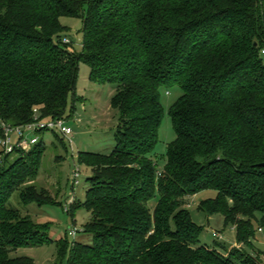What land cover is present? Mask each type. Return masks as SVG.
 I'll return each instance as SVG.
<instances>
[{
    "label": "trees",
    "instance_id": "16d2710c",
    "mask_svg": "<svg viewBox=\"0 0 264 264\" xmlns=\"http://www.w3.org/2000/svg\"><path fill=\"white\" fill-rule=\"evenodd\" d=\"M62 18L83 21L82 54L63 43ZM262 50L264 0H0L1 119L25 125L35 109L41 120L71 119L81 62L92 82L116 88L115 149L79 155L92 176L86 202L71 213L91 214L84 232L94 243L71 245L67 237L59 257L69 253L67 264H264L250 252L264 232ZM163 87L183 94L170 109L176 139L159 170L152 155ZM43 140L0 164V264H34L12 254L53 243L49 224L11 205L16 193L24 206L56 204L31 185ZM208 190L217 197L200 210L223 216L248 249L198 247L204 228L185 200Z\"/></svg>",
    "mask_w": 264,
    "mask_h": 264
},
{
    "label": "rangeland",
    "instance_id": "374dc122",
    "mask_svg": "<svg viewBox=\"0 0 264 264\" xmlns=\"http://www.w3.org/2000/svg\"><path fill=\"white\" fill-rule=\"evenodd\" d=\"M61 22L67 29L62 35V39L68 38L72 43L68 50L82 54L83 21L62 18ZM79 68L75 106L71 95L67 109V115H72V118H69V126L73 129V135L70 138L59 136L57 138L52 133L38 135L39 140L44 139L47 150L43 156L40 174L31 185L46 190L49 194L47 204L54 201L56 204L24 206L20 203L19 193H16L11 201L13 208L19 209L23 215L31 216L36 223L49 224V237L53 243L42 247L19 249L12 254L13 259L28 258L34 264H67L69 253L64 257H59V241H65L68 237L71 245L80 243L92 246L94 243L93 237L84 232L85 227L91 221V214L84 207L77 210L75 215L71 213L74 203L82 205L86 202L89 189L88 179L92 176L90 169L80 165L79 155L83 152L110 155L116 146L115 135L119 125V115L112 108V98L116 93V88L109 84L92 82L90 68L84 62L80 63ZM160 94L164 119L159 133V143L152 159L158 164V169L163 170L168 147L176 139L170 109L183 92L178 87L173 89L163 87ZM73 107H75V113H73ZM13 138L15 139V136ZM16 157V155H12L8 164L13 162ZM77 170L79 177L75 178L74 174ZM216 197L217 192L208 190L185 200L186 208L190 211L194 223L204 228L198 247L213 248L216 243H219L229 250L233 248L248 249L237 245L236 231L231 225L225 226L223 216H208L200 210L202 202L213 200ZM254 225L258 229L256 222ZM73 231L76 232V236H69V233ZM255 248V251L250 252L255 256L261 255L264 261L263 231L257 232Z\"/></svg>",
    "mask_w": 264,
    "mask_h": 264
},
{
    "label": "built area",
    "instance_id": "2783aa9c",
    "mask_svg": "<svg viewBox=\"0 0 264 264\" xmlns=\"http://www.w3.org/2000/svg\"><path fill=\"white\" fill-rule=\"evenodd\" d=\"M63 43L68 46L71 41L65 38ZM261 57L264 61V50L261 52ZM0 132L2 134L0 164L3 163L5 156L30 150L37 145L40 141L38 135L42 132L56 134L64 138H70L73 135V129L69 126V121L62 118L41 120L37 109L34 111L33 121L25 125L12 126L0 118ZM13 136H15V139ZM74 177H79L78 170L75 172ZM69 235L75 237L76 232L73 231Z\"/></svg>",
    "mask_w": 264,
    "mask_h": 264
},
{
    "label": "water",
    "instance_id": "95a60500",
    "mask_svg": "<svg viewBox=\"0 0 264 264\" xmlns=\"http://www.w3.org/2000/svg\"><path fill=\"white\" fill-rule=\"evenodd\" d=\"M260 166H261V167H264V164H261Z\"/></svg>",
    "mask_w": 264,
    "mask_h": 264
}]
</instances>
